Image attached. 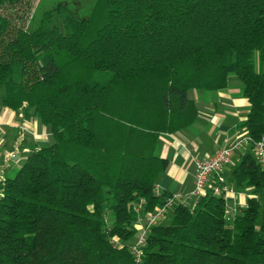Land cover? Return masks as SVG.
<instances>
[{"label": "trees", "instance_id": "16d2710c", "mask_svg": "<svg viewBox=\"0 0 264 264\" xmlns=\"http://www.w3.org/2000/svg\"><path fill=\"white\" fill-rule=\"evenodd\" d=\"M33 40L39 46L34 47ZM243 84L242 127L264 136V0H0V105L55 143L0 181V264H264V170L252 147L228 181L252 197L230 219L208 194L151 229L165 134L194 125L191 91Z\"/></svg>", "mask_w": 264, "mask_h": 264}, {"label": "crops", "instance_id": "0c3cea01", "mask_svg": "<svg viewBox=\"0 0 264 264\" xmlns=\"http://www.w3.org/2000/svg\"><path fill=\"white\" fill-rule=\"evenodd\" d=\"M198 114L194 125L175 134L161 137L158 156L168 161V168L157 184L159 194L190 195L195 190L197 160L207 159L223 146L234 144L247 137L242 127L250 112L248 99L243 95V84L230 76L228 87L221 91H191ZM51 130L37 118L26 119L21 111L0 105V149L8 146V158L26 160L33 148L50 146ZM249 152V146L239 149L233 164L225 167L224 177L229 181L233 167ZM232 187V186H231ZM252 188L236 191L227 201L228 208L239 209L248 204Z\"/></svg>", "mask_w": 264, "mask_h": 264}, {"label": "built area", "instance_id": "2783aa9c", "mask_svg": "<svg viewBox=\"0 0 264 264\" xmlns=\"http://www.w3.org/2000/svg\"><path fill=\"white\" fill-rule=\"evenodd\" d=\"M246 145H253L252 152L262 170H264V136L254 143L248 135L234 144L219 148L211 157L195 162L196 182L192 194L172 196L163 205H159L153 210L145 209L146 201L143 199L135 205L134 211L137 214L135 228L140 235L137 236L135 243L132 245L131 252L137 262H140L143 257V247L151 229L157 226L160 220L166 217L175 205L193 203L195 206L200 199L208 194L222 197L226 201L229 200L230 195L233 194V189L224 177V169L233 164L236 152ZM156 194L160 195L157 187ZM237 211L238 209L227 208L226 217L230 219Z\"/></svg>", "mask_w": 264, "mask_h": 264}, {"label": "rangeland", "instance_id": "374dc122", "mask_svg": "<svg viewBox=\"0 0 264 264\" xmlns=\"http://www.w3.org/2000/svg\"><path fill=\"white\" fill-rule=\"evenodd\" d=\"M33 44L34 47H38L39 44L36 40H33ZM55 143V139L52 137L51 139V144ZM5 149H0V181H4L8 178H12L14 177L17 172L20 170V168L23 166V164L25 163V160H20V167L15 168V160L12 158H8V156L6 155L7 153H9V147L6 146L4 147ZM172 217V215L169 213L166 217H164L163 219L160 220V224H167L169 223L170 218ZM138 232V231H137ZM138 235H140L138 233ZM137 235V236H138Z\"/></svg>", "mask_w": 264, "mask_h": 264}]
</instances>
